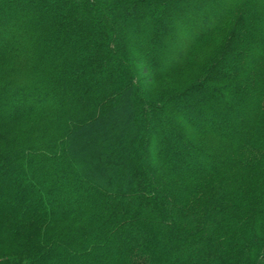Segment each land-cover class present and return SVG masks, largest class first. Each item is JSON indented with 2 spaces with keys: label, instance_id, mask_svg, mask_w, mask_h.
<instances>
[{
  "label": "trees",
  "instance_id": "1",
  "mask_svg": "<svg viewBox=\"0 0 264 264\" xmlns=\"http://www.w3.org/2000/svg\"><path fill=\"white\" fill-rule=\"evenodd\" d=\"M0 264H264V0H0Z\"/></svg>",
  "mask_w": 264,
  "mask_h": 264
},
{
  "label": "rangeland",
  "instance_id": "2",
  "mask_svg": "<svg viewBox=\"0 0 264 264\" xmlns=\"http://www.w3.org/2000/svg\"><path fill=\"white\" fill-rule=\"evenodd\" d=\"M210 50H211V47H209L208 49H205V50L204 49L203 50H199L196 60L198 62H201L203 60V56L205 57V54H207ZM188 82L189 81H187L185 84H187ZM143 87L145 89H147V90L150 88V90L152 91V94L156 95L157 93H159L161 90H163L165 88V85L162 83V84H153V85H143ZM177 88L178 87H176V89Z\"/></svg>",
  "mask_w": 264,
  "mask_h": 264
}]
</instances>
